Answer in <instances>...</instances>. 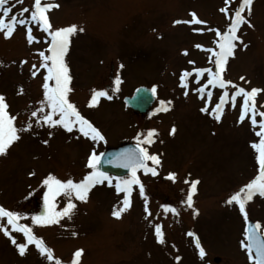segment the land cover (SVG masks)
<instances>
[{"label":"rangeland","instance_id":"1","mask_svg":"<svg viewBox=\"0 0 264 264\" xmlns=\"http://www.w3.org/2000/svg\"><path fill=\"white\" fill-rule=\"evenodd\" d=\"M33 2L23 0L11 14L18 15L22 8H31ZM43 2L59 4L49 12L53 28L71 24L84 28L72 37L65 57L72 76L69 99L101 131L105 141L94 143L75 129L69 133L60 127L49 129L34 124V131L24 133L6 155H0V205L27 214L28 218L20 222L32 226L54 256L53 261H47L34 245H29L21 256L9 238L0 233V264H55L56 258L67 264L76 249H83L81 264H254L241 247L245 225L238 206L225 203L255 178L259 170L257 153L251 147L259 138L247 117L237 123L242 97L237 98L235 108L229 102L217 122L200 111L204 101L192 91L199 86L194 74L188 78L187 96L179 85L183 70L214 69L209 61L211 54L203 49H215V29H226V17L218 11L223 0ZM193 11L206 23L173 24L174 20L191 19ZM249 20L252 27L242 25L238 32L247 47L235 42L234 55L228 58L222 75L246 90L254 87L264 90V0H253ZM193 27L203 31L194 32ZM33 34L39 42L32 45L26 42L24 26L18 25L10 38L0 35V94L6 97L9 114L17 115L18 127L42 99V76L38 73L31 77L29 69L39 62L36 50L47 47L46 34L35 27ZM196 44L203 47L196 48ZM121 63L122 82L118 92H110L113 99L101 98L97 106L87 107L92 89L113 87ZM241 76L245 78L243 81ZM140 85L150 89L156 86L154 103L145 115L132 112L122 101L123 96L130 95ZM21 87L23 94H19ZM208 88L213 92L211 107L223 90ZM232 91L230 86L229 93ZM160 99L172 101L168 111H155ZM256 103L258 108L264 104V91L257 94ZM173 126L176 131L170 135ZM152 128L158 136L148 147L150 153L161 156L158 175L153 177L142 171L137 174L149 199L153 214L149 219L162 225L165 244L157 243L152 226L144 219L143 200L137 186H133L130 209L120 219L112 217L111 210L122 194L118 197L114 187L104 184L93 187L86 202L74 201L77 207L71 220L63 218L59 224L31 225L30 217L45 211L47 189L42 180L48 174L78 181L89 171L85 165L93 149L99 154L120 143L136 144L137 133ZM49 131L53 133L51 137ZM45 139L48 144L42 143ZM169 172L177 173L175 182L165 179ZM186 178L199 181L193 197L196 215L193 209L180 203L186 197ZM65 202L63 196L57 197V208ZM162 204L177 207L179 215L165 216L160 208ZM246 211L249 219L261 223L264 232V197L256 194L247 202ZM73 231L78 234L72 236ZM189 231L195 233L205 249L203 259L194 239L187 235ZM12 235L18 242H24L21 233Z\"/></svg>","mask_w":264,"mask_h":264},{"label":"snow or ice","instance_id":"2","mask_svg":"<svg viewBox=\"0 0 264 264\" xmlns=\"http://www.w3.org/2000/svg\"><path fill=\"white\" fill-rule=\"evenodd\" d=\"M22 2L23 0H15V3H12L11 0H0V35H3L5 39L10 38L17 30L18 25L24 26L26 42L32 45L33 42H39L38 38L33 34L34 27L46 34L47 47L43 50H36L39 62L38 64L33 63L29 69L31 77L35 78L38 73L42 76V99L38 101V106L30 111L28 119L22 120L20 122L21 126L18 127L15 123L17 115L9 114L6 97L4 94H0V155H6L9 148L14 142L19 141L24 133L34 131V124L37 127L47 126L49 129L60 127L69 133H72L75 129L94 143L105 141V137L101 131L69 99V93L72 91L70 87L72 76L70 75V69L65 57L69 51L72 37L78 32L82 33L84 28L76 24L53 28L49 12L59 7V4L55 2L42 3V0H34L31 8L24 7L18 15L11 14L13 9ZM252 4L253 0H236L235 3H233V0H223V7L219 8L218 11L226 17V29L223 31L215 29V36L217 38L214 41L216 45L215 49H203L211 54L209 61L215 70L213 67H195L191 71L183 70L179 76V85L184 90V95L187 96L189 89L188 78L194 74L195 83L199 86L193 88L192 91L197 93L198 98L204 101V106L200 108V111L208 113L217 122L221 120L225 106L230 102L231 106L235 108L237 98L242 97L237 123L244 122L247 117L255 136L259 138L258 142L251 144V147L257 153L255 159L259 170L255 178L228 197L225 203L228 205L235 203L243 217L245 225L243 230L244 240L240 243L241 247L246 249L248 259L253 261L254 264H264V232L261 231L262 225L260 222H250L246 211L247 202L252 201L256 194L264 197V111L260 110L264 108V104H261L258 108L256 103L257 94L264 90L255 87L246 90L244 87L235 85L232 81L225 80L222 75L228 58L234 55V49L237 47V43L235 42L239 41L243 44L241 36L238 35L241 26L247 25L248 27H252L249 20ZM24 13H28L29 15L24 16ZM190 16L191 19L174 20L173 24L203 25L206 23V21L199 19L194 11L190 13ZM192 31L202 32L203 29L193 27ZM195 47L202 48L203 46L196 44ZM243 47L246 48L247 45L243 44ZM185 54H187L186 50ZM20 63L24 64L27 61H21ZM189 63L192 64L194 62L189 61ZM123 67L122 63L119 64L111 89L94 88L91 90L87 107L97 106L101 98L113 99V95L110 92L115 93L119 91V85L122 82L119 70L123 69ZM205 74H207L206 80L201 83V79L205 77ZM240 79L243 81L245 78L241 76ZM208 86L223 90L218 97V101L211 107L213 92ZM230 86L234 89L231 94L229 93ZM142 91L145 90L137 89V97H133L132 99L138 98ZM150 91L152 96L155 97L156 86L154 85ZM19 94H23L22 87ZM205 96L207 99H205ZM128 102L126 99L125 103L127 104ZM171 105V100L160 99L155 111L166 112ZM32 118L36 119L33 121ZM175 131L176 129L173 126L170 130V135L174 134ZM52 134L51 131L48 132L49 137ZM157 136L158 132L155 128L148 129L146 132H138L135 137L136 144L134 147L122 149L114 154L103 152L98 154L93 149L85 165L89 171L78 181L72 178L60 179L51 173L48 174L42 180V185L47 189L44 192L45 211L32 215L30 217L31 225L46 226L59 224L63 218L71 220L77 207L74 201L86 202L90 190L97 185L104 184L114 187L118 197L122 194V199H118L117 204H114L111 210V216L120 219L122 214L130 209L132 204L131 197L134 191L133 186H137L139 196L143 200L144 219L152 226L157 243L165 244L162 225L160 223L153 224L149 219L153 214L149 208V199L145 192V185L137 174L142 171L145 175L150 174L153 177L158 175L161 156L160 154L150 153L148 147L155 142ZM48 142L47 139L42 141L44 144H48ZM103 164L127 169L129 175L114 178L107 171L103 170ZM29 175H34V173H29ZM165 179L175 182L177 173L169 172ZM184 183L188 185V188L186 197L180 203L193 209V214L196 215L198 214V210L194 208L193 197L197 191L199 181L188 180L186 178ZM60 196H63L66 202L63 207L58 209L56 199ZM160 208L165 216L169 213L174 216L179 215V209L170 204H162ZM27 218L28 216L25 213L10 210L0 205V233L9 238L19 255H25L29 245H34L40 256L45 257L49 262L53 261V250L46 245L41 237L34 233L32 226L20 222ZM13 232L21 233L24 242H18L15 236L12 235ZM77 234L75 231L71 233L72 236H76ZM187 235L194 239L195 247L199 250V256L203 259L206 256V252L201 246L198 237L192 231L187 232ZM82 254L83 249H76L67 264H81ZM175 259L178 261L180 257L177 256ZM55 264H64V262L56 258Z\"/></svg>","mask_w":264,"mask_h":264},{"label":"water","instance_id":"3","mask_svg":"<svg viewBox=\"0 0 264 264\" xmlns=\"http://www.w3.org/2000/svg\"><path fill=\"white\" fill-rule=\"evenodd\" d=\"M137 89H144L145 91H142L139 94V97L136 99H132L133 97H137V93L136 90ZM151 89H149L146 86H138L137 88H135V90L132 92L131 95L129 96H124L122 98V101L124 102V104L130 108L131 110L139 113V114H147L149 112V109L151 107V105L154 102V97L151 94ZM128 100L129 102L126 104L125 100ZM135 144L130 143V142H126V143H122L118 146L115 147H109L107 149H105L103 151V153L106 154H114V153H118L120 150L125 149V148H132L134 147ZM107 158V157H105ZM103 170L107 171L109 174L113 175V176H124L126 174H129L127 169L121 168V167H115L112 165H108V164H103L102 165ZM250 222H253L252 220H249ZM254 223V222H253ZM214 261H218V258H215Z\"/></svg>","mask_w":264,"mask_h":264}]
</instances>
